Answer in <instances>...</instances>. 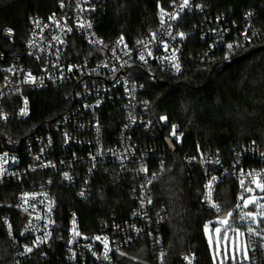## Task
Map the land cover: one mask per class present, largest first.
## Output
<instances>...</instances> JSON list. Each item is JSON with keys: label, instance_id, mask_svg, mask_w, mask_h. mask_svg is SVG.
Here are the masks:
<instances>
[{"label": "built area", "instance_id": "1", "mask_svg": "<svg viewBox=\"0 0 264 264\" xmlns=\"http://www.w3.org/2000/svg\"><path fill=\"white\" fill-rule=\"evenodd\" d=\"M54 1L48 15L28 19L23 41H16L11 29L2 31L6 43L0 53V125L12 117H29L30 92L64 84L74 87L73 107L53 123L51 131L28 138L22 152L5 148L0 130V188L17 186L16 207L25 218L16 233L0 204V224L10 241L14 264H25L36 255L46 259L47 251L57 244L63 245L66 264H120L118 255L137 245L148 247L153 264H163L166 209L155 206L153 190L167 153L147 141L155 138L156 126L135 73L140 66L154 64L172 76L181 74L189 37L186 27L206 43L205 52L190 56L191 61L205 65L220 56L230 62L235 53L261 42L264 21L254 8L236 19L232 12L207 15L201 0H188L187 5L184 0H169L160 7L157 27L147 39L134 45L124 39L107 44L97 33L107 0ZM113 108L116 134L108 133L106 123L107 111ZM169 138L175 144L180 134ZM182 160L204 173L202 203L218 218L229 215L217 201L224 179L237 182L240 202L264 193L253 182L264 184V147L255 143L233 149L231 159L220 151H206ZM100 172L112 179L134 180L132 213L103 218L100 230L91 234L82 231L75 211L66 225L58 227L55 184L75 190L78 199L86 202ZM246 244L249 259L242 264H264V238L247 234ZM181 264L199 263L193 253H187Z\"/></svg>", "mask_w": 264, "mask_h": 264}, {"label": "trees", "instance_id": "2", "mask_svg": "<svg viewBox=\"0 0 264 264\" xmlns=\"http://www.w3.org/2000/svg\"><path fill=\"white\" fill-rule=\"evenodd\" d=\"M201 2L207 6V15L232 12V17L239 19L247 8H254L264 21V0ZM168 3L169 0H107V13L99 20L97 33L107 44L124 39L134 45L147 39L156 29L160 7ZM54 6V0H1L0 53L6 43L2 37L5 28L11 29L16 41L21 42L28 33V19L34 15L46 16ZM184 31L189 32V37L184 45L186 61L181 74L172 76L149 64L138 67L135 76L144 86V98L150 102V117L156 126L155 138L147 137V141L156 143L167 153L166 164L153 190L155 206L166 209L162 231L163 264H181V257L187 253H193L199 264H215L204 234L206 224L216 217L202 203L204 173L184 163L182 158L220 151L226 159H231L233 149L242 144L264 147V36L255 47L235 53L230 62L217 56L201 65L189 57L204 53L206 43L192 27ZM73 95L74 87L69 84L30 92L29 117L25 120L12 117L8 123L0 125L4 147L22 152L28 138L51 131L53 123L73 107ZM107 112L108 133L116 134L118 124L111 116L116 110ZM173 130L180 134V141L171 152L163 137H170ZM128 178L112 179L103 172L98 173L92 196L86 202L78 199L75 190L57 182L53 189L57 199L56 225L62 228L68 223L69 214L75 211L82 231L91 234L99 231L101 220L113 213L128 217L135 208L134 180ZM0 189L1 213L10 218L18 233L25 221L16 207L18 188L7 184ZM238 195L237 182L224 179L217 192L223 212L229 213L235 207ZM47 252L48 258L36 255L25 264H66L62 244L52 246ZM117 259L120 264H153L145 245L127 249ZM0 264H14L13 251L2 224ZM224 264L232 263L228 260ZM237 264L242 263L237 261Z\"/></svg>", "mask_w": 264, "mask_h": 264}, {"label": "rangeland", "instance_id": "3", "mask_svg": "<svg viewBox=\"0 0 264 264\" xmlns=\"http://www.w3.org/2000/svg\"><path fill=\"white\" fill-rule=\"evenodd\" d=\"M172 135H175L174 130ZM246 201H248L247 205ZM229 213L227 219L214 217L205 226V238L215 264H224V261L227 263L228 260L232 264H237V261L242 263L243 260H248L247 234L264 238V193L238 201ZM249 213L252 216H249ZM224 220H227V223L221 222ZM221 253L224 258L221 257Z\"/></svg>", "mask_w": 264, "mask_h": 264}, {"label": "snow or ice", "instance_id": "4", "mask_svg": "<svg viewBox=\"0 0 264 264\" xmlns=\"http://www.w3.org/2000/svg\"><path fill=\"white\" fill-rule=\"evenodd\" d=\"M187 2H188V0H184V5H187ZM181 35H183V34H181ZM228 47L231 48L232 45H228ZM141 59H144V57L141 56ZM177 67H178V65H177ZM253 182H255L257 184V187H259L261 189V191H264V184H261L259 181H253ZM210 187H211V185H209V188ZM247 191H251V189H247ZM247 203H248V201L245 202L246 205H247ZM213 206L215 207V205H213ZM229 215H230V213H229ZM248 215L252 216L251 213H249ZM221 222L222 223H227V220H224V221H221ZM217 231H219V229H217ZM249 231H252V229H249ZM29 251H30V249H29Z\"/></svg>", "mask_w": 264, "mask_h": 264}, {"label": "water", "instance_id": "5", "mask_svg": "<svg viewBox=\"0 0 264 264\" xmlns=\"http://www.w3.org/2000/svg\"><path fill=\"white\" fill-rule=\"evenodd\" d=\"M163 141L165 143V145L170 148L171 150L175 151L176 147L173 144V142L171 141V139L169 137L164 136L163 137ZM220 219H226L227 218V214H223L219 217ZM221 257L223 258V253H221Z\"/></svg>", "mask_w": 264, "mask_h": 264}]
</instances>
